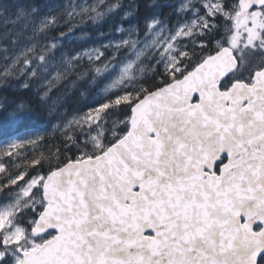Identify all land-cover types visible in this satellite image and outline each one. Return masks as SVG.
<instances>
[{
    "label": "snow or ice",
    "instance_id": "6c2138e0",
    "mask_svg": "<svg viewBox=\"0 0 264 264\" xmlns=\"http://www.w3.org/2000/svg\"><path fill=\"white\" fill-rule=\"evenodd\" d=\"M123 7L15 11L34 16L44 42L3 76L46 70L62 22L71 32L76 16ZM179 11L174 27L153 15L141 28L129 7V27L118 23L104 46L111 57L62 58L57 77L86 56L110 82L60 143L36 135L0 148V264H264V0H182ZM26 111L20 103L11 116Z\"/></svg>",
    "mask_w": 264,
    "mask_h": 264
},
{
    "label": "trees",
    "instance_id": "16d2710c",
    "mask_svg": "<svg viewBox=\"0 0 264 264\" xmlns=\"http://www.w3.org/2000/svg\"><path fill=\"white\" fill-rule=\"evenodd\" d=\"M178 1L120 0L124 6L122 10L95 22L86 16L83 20L76 16L71 32L68 31V24L62 22L61 30L66 35L58 44L55 54L50 56L47 69L39 70L36 77L26 73L27 78L21 80L16 74L3 76L9 59L17 57L34 42L43 43L44 38L34 40L33 15L17 19L13 13L21 9H36L35 19L45 15L61 16L68 11L67 5L70 2L87 6L96 3V0H0V3L10 6L8 12L0 11V148L13 139L31 138L36 135L46 137L50 144L60 143L65 124L74 116L86 112L100 99L104 95L103 87L110 82L96 76L93 71L95 65L89 64L86 56L78 67L69 68L66 76L57 77L58 72L65 70L62 58L93 48L111 57L112 47L104 46L110 45L119 37L120 33H117L115 28L118 23H123V11L129 7L137 14L132 17L133 23H138L141 28L145 18L153 15L174 27L182 22V14L177 8ZM152 5L156 7L153 8ZM123 27L128 28L129 25L123 23ZM58 34L57 32L56 35ZM126 55L124 49L117 53L120 59ZM53 77L57 78L49 88L48 81ZM25 83L28 84L27 88L23 87ZM20 103L26 105L27 111L17 120L11 114Z\"/></svg>",
    "mask_w": 264,
    "mask_h": 264
},
{
    "label": "rangeland",
    "instance_id": "374dc122",
    "mask_svg": "<svg viewBox=\"0 0 264 264\" xmlns=\"http://www.w3.org/2000/svg\"><path fill=\"white\" fill-rule=\"evenodd\" d=\"M181 3H182V0H179V1H178V4H177V8H178V10H179V6H180ZM128 55H129V54L127 53V55L124 56V58H123V60H125V62H126V60H127ZM15 59H16V57H15L14 59H9L8 64L6 65L5 69H6L7 67H10ZM4 71H5V70H4ZM15 74H16V76H17L19 79H21V80H25V79L27 78V74H26V73H24V74H20V73H18V72H15ZM107 85H108V83L103 87V92H104V89L107 87Z\"/></svg>",
    "mask_w": 264,
    "mask_h": 264
}]
</instances>
